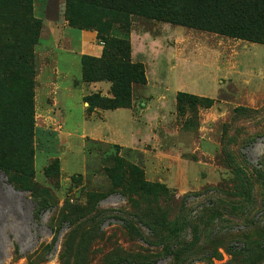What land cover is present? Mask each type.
Returning <instances> with one entry per match:
<instances>
[{"label":"rangeland","instance_id":"1","mask_svg":"<svg viewBox=\"0 0 264 264\" xmlns=\"http://www.w3.org/2000/svg\"><path fill=\"white\" fill-rule=\"evenodd\" d=\"M77 9L0 0V264H264V42L112 19L111 33L145 40L134 49L146 79L131 82L129 107L88 111L81 56L51 33L80 29ZM49 79H61L56 109ZM25 88L31 108L12 116ZM51 108L64 113L52 136Z\"/></svg>","mask_w":264,"mask_h":264},{"label":"trees","instance_id":"2","mask_svg":"<svg viewBox=\"0 0 264 264\" xmlns=\"http://www.w3.org/2000/svg\"><path fill=\"white\" fill-rule=\"evenodd\" d=\"M67 2L70 8L74 6L78 8L77 13L81 22L75 27L94 29L99 41L104 43L99 56L81 55V78L85 82H109L112 96L102 95L98 91L85 95L84 101L88 103V111L94 108L129 107L131 82L146 79L142 63L131 60L129 38L115 36L110 32L112 19L114 21L125 19V23L128 24L129 16L137 15L213 31L252 43L264 42V0H67ZM106 17H110L111 20H106ZM103 18H105L103 24L98 25ZM69 22L71 26L75 23L72 19ZM181 96L183 92L177 94L178 98ZM30 106L31 90L25 88L21 100L17 99L11 114L24 118ZM26 132L27 129L23 133L25 136H27ZM115 147L119 146L115 145ZM52 166L58 168L57 159H54L44 171L49 173ZM29 171L33 173L32 168H29ZM153 187L154 184L147 182L141 185V188L147 190H152ZM151 224L154 225V221L143 222V225L157 236V231L163 224L160 222L155 227ZM129 231L140 235L138 229L131 228ZM178 250L181 254L186 248L180 247Z\"/></svg>","mask_w":264,"mask_h":264},{"label":"crops","instance_id":"3","mask_svg":"<svg viewBox=\"0 0 264 264\" xmlns=\"http://www.w3.org/2000/svg\"><path fill=\"white\" fill-rule=\"evenodd\" d=\"M55 29V30H53ZM71 29H74V28H71L70 26L67 25V23L63 24L62 26L60 27H52L51 28V33L53 34V39L54 41L58 44H60L61 46V50L67 52V53H75L77 55V61L80 62V56L83 55V54H88V55H96L95 54V47L97 45H100L102 46L101 44L97 43L95 40H96V32L95 31H91V30H85V29H74L76 30L77 32L76 33H73V31ZM113 35L115 36H121L123 37V35L121 34V32H116L117 30L113 29ZM56 32V33H55ZM133 33L134 31L132 30L131 32H129L126 37L129 38L130 40V43H131V58L133 61H139V62H142L144 65H145V68H146V62L145 60L147 59V57L144 55V53H141V52H136L135 49H134V40L137 39V44L139 43L138 41L140 40L142 44H145V40H141L142 37H141V33H139L138 35H140L139 37H135L133 39ZM125 37V36H124ZM77 42V46L74 47L73 46V42ZM145 51V50H144ZM101 53V52H100ZM173 53V52H172ZM57 75L63 77L64 75V71L57 67ZM153 71V70H152ZM146 76H147V84L146 85H149V77H148V70L146 69ZM62 79V78H61ZM51 81L49 79L48 80H45L44 84L46 87H54V91H53V94H54V102H53V105H56L55 106V109L56 107L58 106V103L59 101L57 100V91L61 88L60 87V81ZM75 81L77 83H72L73 86L77 85L78 84V81L75 79ZM73 82V81H72ZM104 82H107V81H93V82H86L89 86L91 85V88L88 92V94L90 93V91H98L100 92L102 95H105V96H110V83L109 85H106L104 84ZM85 83V82H83ZM87 95V94H86ZM146 95H144L142 98H145ZM84 98V96L82 97ZM144 100H141V104H144ZM83 106L86 108V103L83 99ZM51 108V109H47L49 114H47L46 116V119L47 120V123H48V127H42L43 131H47L51 136H52V133L54 132H57L60 127L62 128L61 126V123L59 122V126L58 127H50V125L52 124H58L56 122V118L58 120V117L63 119V116H64V113L63 112H58L56 113V110ZM97 109H100V108H95L94 111H97ZM131 109V108H129ZM148 109V107L146 109H144L145 111ZM63 109H59V111H61ZM86 111V110H85ZM144 112V111H143ZM142 112V113H143ZM131 113H132V121L134 122V124L137 123V120L135 119V116L133 115V112H132V109H131ZM58 116V117H56ZM59 121V120H58ZM91 139H94V140H99V141H103V142H106L104 140H101V139H97V138H92V137H89ZM143 139H140V138H137V140L135 141V143H133L132 145L130 146H125V145H120V144H116V143H112V142H106V143H112L113 145H118L119 147H128V148H137L139 143H141Z\"/></svg>","mask_w":264,"mask_h":264},{"label":"built area","instance_id":"4","mask_svg":"<svg viewBox=\"0 0 264 264\" xmlns=\"http://www.w3.org/2000/svg\"><path fill=\"white\" fill-rule=\"evenodd\" d=\"M102 44V42H100Z\"/></svg>","mask_w":264,"mask_h":264},{"label":"water","instance_id":"5","mask_svg":"<svg viewBox=\"0 0 264 264\" xmlns=\"http://www.w3.org/2000/svg\"><path fill=\"white\" fill-rule=\"evenodd\" d=\"M87 104V103H86Z\"/></svg>","mask_w":264,"mask_h":264}]
</instances>
